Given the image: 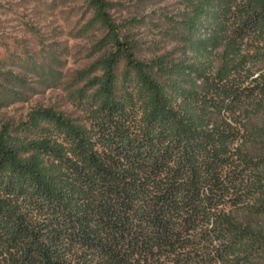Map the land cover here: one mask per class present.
Instances as JSON below:
<instances>
[{
	"label": "trees",
	"instance_id": "trees-1",
	"mask_svg": "<svg viewBox=\"0 0 264 264\" xmlns=\"http://www.w3.org/2000/svg\"><path fill=\"white\" fill-rule=\"evenodd\" d=\"M86 1L111 51L79 74L84 117L0 126V264H257L264 234L229 212L264 215V127L248 128L264 75L243 51L264 43V0H206L180 58L150 61Z\"/></svg>",
	"mask_w": 264,
	"mask_h": 264
},
{
	"label": "rangeland",
	"instance_id": "rangeland-1",
	"mask_svg": "<svg viewBox=\"0 0 264 264\" xmlns=\"http://www.w3.org/2000/svg\"><path fill=\"white\" fill-rule=\"evenodd\" d=\"M120 40L132 43L141 61L177 52L185 45L182 22L206 0H107ZM92 11L86 0H0V126H16L28 119L37 107L53 108L74 119L85 111L74 99L85 82L79 74L110 48L98 43L107 31L87 23ZM88 29V30H87ZM244 53L252 56V70L264 75V43L261 37L246 40ZM225 46L218 50L223 54ZM119 54L118 72L124 70ZM218 60L216 64L218 65ZM100 75V72L96 73ZM258 96L250 103V129L264 127V77L257 82ZM236 221L264 234V215H255L246 206L229 212ZM257 264H264V252Z\"/></svg>",
	"mask_w": 264,
	"mask_h": 264
}]
</instances>
